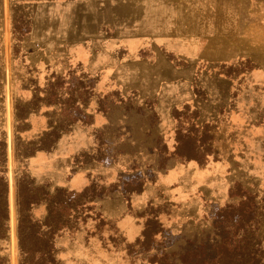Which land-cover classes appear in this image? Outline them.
I'll return each instance as SVG.
<instances>
[{"label": "rangeland", "instance_id": "obj_1", "mask_svg": "<svg viewBox=\"0 0 264 264\" xmlns=\"http://www.w3.org/2000/svg\"><path fill=\"white\" fill-rule=\"evenodd\" d=\"M72 1L0 0V264H264V42L70 44ZM79 131L72 189L35 163Z\"/></svg>", "mask_w": 264, "mask_h": 264}, {"label": "crops", "instance_id": "obj_2", "mask_svg": "<svg viewBox=\"0 0 264 264\" xmlns=\"http://www.w3.org/2000/svg\"><path fill=\"white\" fill-rule=\"evenodd\" d=\"M59 4L57 9L60 12L55 19L62 32H65L63 26L68 24L70 37L65 41L70 44L98 41L101 39L98 36L101 27L106 31L112 29L118 36L129 40L134 50L145 40L154 42L157 49L161 48L159 44L163 41L168 48L174 47L175 42H183L182 46L186 47L189 45L184 42L203 41L201 35L209 31L214 36L206 39L229 41V47L241 51V55L253 50L256 41L264 42V0H74L69 13H62L65 7ZM223 33L231 35L224 37ZM58 50L59 56L69 51L68 47ZM87 139L83 131L76 132L70 144L57 151L54 160L38 156L40 162L35 163L38 172L53 175L60 186L72 189L88 186L87 171L91 168L70 171L76 164L75 154L82 152L83 142ZM120 223L124 229L133 230L134 234L141 232L130 217Z\"/></svg>", "mask_w": 264, "mask_h": 264}, {"label": "trees", "instance_id": "obj_3", "mask_svg": "<svg viewBox=\"0 0 264 264\" xmlns=\"http://www.w3.org/2000/svg\"><path fill=\"white\" fill-rule=\"evenodd\" d=\"M36 202H38V201H34V200H32L31 198H27V199H25V203H26V205L29 207H31V205L32 204H34V203H36ZM24 202H23V200H22V198H20V205L22 206V204H23ZM21 214H22V211H21ZM4 219H5V214L4 215H0V228H1V226L3 225V223H4ZM22 220V219H21ZM20 235H22V227H21V225H20ZM144 233L146 234V230L144 231ZM255 264V263H254Z\"/></svg>", "mask_w": 264, "mask_h": 264}]
</instances>
